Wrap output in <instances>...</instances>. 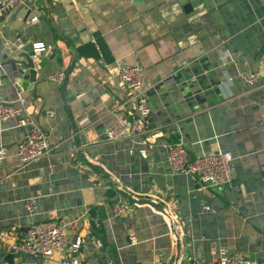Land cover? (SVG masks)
<instances>
[{"label": "crops", "instance_id": "0c3cea01", "mask_svg": "<svg viewBox=\"0 0 264 264\" xmlns=\"http://www.w3.org/2000/svg\"><path fill=\"white\" fill-rule=\"evenodd\" d=\"M34 43L46 49L32 57ZM133 65L151 86L146 132L106 142L105 128L136 115L118 77ZM246 71L262 76L249 85ZM19 97L50 152L20 167L25 130L0 121V232L57 221L66 248L41 264L78 241L81 264H189L220 249L264 264V0H22L0 19V99ZM178 141L191 159L229 152L232 183L173 174L164 145ZM144 201L176 213L182 235ZM117 202L128 208L114 218Z\"/></svg>", "mask_w": 264, "mask_h": 264}, {"label": "built area", "instance_id": "2783aa9c", "mask_svg": "<svg viewBox=\"0 0 264 264\" xmlns=\"http://www.w3.org/2000/svg\"><path fill=\"white\" fill-rule=\"evenodd\" d=\"M22 0H0V19L8 15ZM33 17L31 22H36ZM42 43L32 44V57L45 51ZM142 70L138 65L121 66L118 68L120 82L135 92L136 115L131 118L121 119L105 128L104 140L117 142L121 140H138L146 132L147 120L150 116L149 91L151 86L141 82ZM262 74L260 72L246 71L239 74V79L249 85L255 84ZM63 73L51 77L55 83H61ZM18 106L14 101L0 99V121L13 119L16 126L25 130L23 140L17 146L16 156L18 165L24 167L48 156L50 146L44 131L29 117H23L25 100L18 98ZM264 123V108L262 111ZM166 160L173 174L196 177L204 188L225 187L232 183L233 177L230 167L232 155L220 150L211 151L194 158H190L182 141L164 145ZM5 150L0 148V160L3 159ZM155 203V202H153ZM27 213L33 216L36 211V201L28 198L24 201ZM148 206V205H147ZM128 206L117 202L113 205V217H121ZM163 209V208H162ZM168 225L169 232L179 237L182 235L178 215L170 210L163 209L159 212ZM80 242H76L62 257L60 264H81L78 258ZM0 248L2 254L14 255L15 264H41L54 255L61 254L66 248L65 230L57 221L50 220L35 222L28 225L24 231L12 226L0 232ZM189 264H261L254 260H241L229 256L224 249L217 252V257L210 260H193Z\"/></svg>", "mask_w": 264, "mask_h": 264}, {"label": "water", "instance_id": "95a60500", "mask_svg": "<svg viewBox=\"0 0 264 264\" xmlns=\"http://www.w3.org/2000/svg\"><path fill=\"white\" fill-rule=\"evenodd\" d=\"M195 3H191L190 7L194 6ZM31 65V61L29 60L28 61ZM67 79V76L64 78L63 80V83L61 85V90L64 88L65 86V81ZM73 130L75 131V128H73ZM75 141L77 142V140L75 139ZM132 202H135L134 199H131ZM140 204H143V205H148L154 209H156V211H159V212H163V209L156 205L155 203L151 202V201H144V202H140ZM88 215H89V224H90V227L92 228L93 231H95L96 233H100L99 229L97 228L96 224H95V218H96V208L93 207L89 212H88ZM102 247L105 246V239L103 238L102 239ZM0 264H15L14 263V255L11 254V253H7V254H2V250L0 248Z\"/></svg>", "mask_w": 264, "mask_h": 264}]
</instances>
